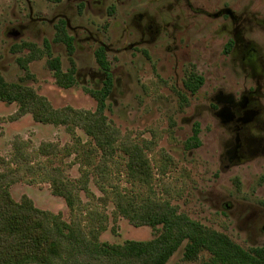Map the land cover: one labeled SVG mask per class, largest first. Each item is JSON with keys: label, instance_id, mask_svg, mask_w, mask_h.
I'll use <instances>...</instances> for the list:
<instances>
[{"label": "rangeland", "instance_id": "1", "mask_svg": "<svg viewBox=\"0 0 264 264\" xmlns=\"http://www.w3.org/2000/svg\"><path fill=\"white\" fill-rule=\"evenodd\" d=\"M124 1L105 0V9L87 10L73 24L83 22L94 31H100L102 26L111 28L124 19ZM218 1L211 0V4ZM235 1L221 0L220 3L234 4ZM28 2L34 17L50 19L55 10L53 0ZM28 2L0 0L2 77L7 83H21L33 89L54 110L70 107L94 112L97 102L89 91L103 87L106 73L91 52L86 51L87 46L82 45V50L76 49L69 56L64 45L56 40L58 31L47 23H39L40 31L29 26L19 38L10 32L11 27L28 23ZM243 3H249V0H243ZM257 3L263 5L264 0H257ZM110 7L115 10L113 20L106 15ZM202 25V20L195 21L186 37L190 49L187 59L192 64L184 65L185 76L179 80L173 66L163 64L160 55L154 51L148 56L136 53L107 55L113 84L106 100L105 116L118 132L119 143L144 147L152 173L149 187L130 179L126 167L128 156L120 149L104 167L100 153L90 155L92 163L88 165L84 154L92 142L81 129H75L72 134L61 125L38 123L29 113L18 116L17 104L0 102V173L8 169L13 171L8 187L11 198L17 203L23 198L29 199L35 209L59 216L88 238H91L90 230L96 231L101 244L122 245L126 241L154 239L159 231L149 226H133L117 213L111 192L114 189L134 203L147 198L167 201L176 207L178 214L227 235L244 249H264V235L259 231L263 216L259 202L264 201V165L249 163L225 170L220 163L217 125L204 107L217 87L228 80L226 74L231 76V67L226 63L224 68L223 43L210 33L211 28L203 29ZM105 31L109 32L105 36L111 37L118 34L119 27ZM23 43L34 44L39 49L48 45L52 57L59 58L63 71L72 67V60L76 70L75 86L64 89L56 85L46 64L47 56L30 63L29 76L26 75L17 59L28 52L13 51L15 45ZM190 70L204 79L202 87L193 96L183 85ZM179 93L187 94V104L182 102ZM196 123L199 124L200 145L190 149L187 141ZM44 146H49L46 153L41 152ZM17 147L22 157H16ZM84 173L88 192L80 190L78 185L80 180L85 181ZM55 177L77 185L75 193L80 204L74 210L62 197L53 194L51 180ZM45 228L73 252L71 259L60 264H115L117 261L83 253L58 238L49 223ZM185 244H181L166 264H202L209 257L207 252H202L197 261L186 262L183 260Z\"/></svg>", "mask_w": 264, "mask_h": 264}, {"label": "trees", "instance_id": "2", "mask_svg": "<svg viewBox=\"0 0 264 264\" xmlns=\"http://www.w3.org/2000/svg\"><path fill=\"white\" fill-rule=\"evenodd\" d=\"M56 40L63 41L68 53L72 55L71 37L63 27L58 30ZM25 50L28 52L27 55L18 58L17 64L26 75L29 76L30 63L47 56L46 64L52 71L56 85L64 89L75 86L76 70L72 60H70L72 67L63 71L59 58L52 57L48 45L44 49H39L31 43L13 47L16 53ZM96 60L105 71L106 80L101 89L89 91L97 102L94 112H82L70 107L54 110L47 100L37 95L33 89L21 83H7L1 73L0 102L8 105L17 104L18 116L29 113L38 123L61 125L72 134L75 129H81L92 142L84 154L88 165L92 163L90 155L100 153L104 167L120 149L128 156L126 167L130 179L149 187L152 173L149 160L143 152L144 147L119 143L118 132L105 116L106 100L113 82L107 55L103 50L97 52ZM203 83V77L190 70L183 85L187 93L195 95ZM185 94L179 93L182 102L187 104ZM199 132V124L196 123L192 128V136L187 141L190 149L199 147ZM47 147L49 148V146L41 148V152H48ZM17 152L16 157H22L19 147ZM12 173L11 169L0 173V264H60L71 259L73 252L48 233L46 223H49L55 235L67 244L91 256L116 259L115 264H166L183 242H186L183 260L188 262L197 261L202 252H207L209 257L202 264H264L263 248L244 249L227 235L207 228L186 215L178 214L176 207L167 201L159 202L147 198L140 203H134L114 189L111 192L117 213L133 226H149L159 231V234L150 241H126L122 245L101 244L94 230L89 231L91 238H88L73 224L69 225L62 221L59 216H51L35 209L27 198H23L20 203L15 202L8 191L11 183L9 177ZM86 177L84 173L83 178ZM86 184V179L80 180L78 182L80 190L88 192ZM51 187L53 194L62 197L71 210L80 204L75 193L77 190L75 183L55 177L51 180Z\"/></svg>", "mask_w": 264, "mask_h": 264}, {"label": "flooded vegetation", "instance_id": "3", "mask_svg": "<svg viewBox=\"0 0 264 264\" xmlns=\"http://www.w3.org/2000/svg\"><path fill=\"white\" fill-rule=\"evenodd\" d=\"M220 1L211 4V0H125L123 21L106 28L112 31L114 26L119 27L118 34L111 37L105 36L109 32L104 26L100 31H94L83 22L73 24L87 10L105 9V0H53L55 10L50 19L34 17L28 2V23L15 25L9 30L19 38L29 26L40 31L39 23H47L57 31L63 27L71 35L73 53L85 45L86 51L95 58L100 50L106 55L136 53L143 56L154 51L160 55L163 64L173 66L174 75L179 80L185 76L184 65L192 64L187 59L190 49L186 37L195 21L202 20V28H211L210 33L223 43L224 68L226 63L231 67V76L226 74L228 80L217 87L204 107L217 125L220 163L225 170L249 163L262 166L264 4L257 3V0H249V3L236 0L234 4ZM106 15L113 20L115 10L110 7ZM57 42L62 43L68 53L66 44ZM181 60L185 61L180 65ZM259 209L263 213L259 231L264 235V201L259 202Z\"/></svg>", "mask_w": 264, "mask_h": 264}]
</instances>
